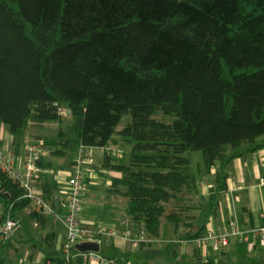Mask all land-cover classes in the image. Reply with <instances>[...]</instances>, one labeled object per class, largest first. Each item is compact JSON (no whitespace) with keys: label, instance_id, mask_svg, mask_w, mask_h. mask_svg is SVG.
<instances>
[{"label":"trees","instance_id":"1","mask_svg":"<svg viewBox=\"0 0 264 264\" xmlns=\"http://www.w3.org/2000/svg\"><path fill=\"white\" fill-rule=\"evenodd\" d=\"M156 111L177 119L162 122ZM128 114L130 164L106 152L103 166L128 175V187L115 192L129 199L131 221L150 239L172 223L173 245L204 236L207 224L185 218L182 206L199 195L192 152L202 151L208 173L216 168L213 199L243 155L236 151L264 148L254 146L264 138V0H0V121L14 134L30 122H58L62 149L69 132L78 148L107 149ZM40 186L55 206L52 180ZM0 203L1 220H20L26 208L47 230L46 259L62 261L57 232L45 226L53 216L1 172ZM13 240L0 243V264L10 262Z\"/></svg>","mask_w":264,"mask_h":264},{"label":"crops","instance_id":"2","mask_svg":"<svg viewBox=\"0 0 264 264\" xmlns=\"http://www.w3.org/2000/svg\"><path fill=\"white\" fill-rule=\"evenodd\" d=\"M67 111V110H65ZM68 128L72 126L71 115H68L66 121ZM59 123L48 122L37 124L30 122L27 127L14 134L8 126L0 121V151L12 156L14 165L18 168L23 166L25 158V147L29 142L44 140L49 144H59L58 136ZM125 128L121 131V140L130 145L129 157L126 158L128 150H124L120 145L119 136L110 143L107 149L92 148L93 159L89 173L86 177L88 192L84 198V210L82 222L94 229L108 228H144L141 224L131 221L128 214L129 199L123 195L117 194L116 190H124L128 187V175L121 170L108 169L103 166L106 152H110L115 158H123L125 162L121 164H130V153L132 144L122 137L125 134ZM117 133V132H116ZM68 137L72 139L70 148H63L59 144L61 152H51L42 156L41 173L35 179L37 187L40 186L44 177L52 180L53 189L56 191V198L60 197V204L66 198L67 184L72 174L73 163L77 156L78 145L75 144L74 135L69 132ZM264 143L261 138L257 143ZM252 145H246L236 151L242 156H236L229 164V178L227 188L218 196L212 199V188L216 184L213 175L201 165L199 158L198 165L202 166L194 171L198 176L199 195L190 199L195 205V215L200 225L207 224L211 226L224 225L230 218L235 217L239 222L247 227L264 225V148L249 153ZM119 152L118 155H114ZM114 153V154H113ZM194 162V160H193ZM45 194V193H44ZM213 202V205L211 204ZM184 217L189 218L188 203L183 200ZM56 206V200H55ZM52 214L53 220L45 222L48 230L54 228L57 232L56 247L61 250L66 242L67 230L64 224L65 210L62 208ZM61 212V213H60ZM4 207L0 203V220L4 216ZM26 208L19 213L21 219L18 236L13 240V245L8 248L7 255L11 260L8 264H17L24 261L30 263L42 264L46 259L41 250V236L47 233V230L39 226L38 223L30 221ZM194 216V217H195ZM192 219H194L192 217ZM162 235L159 239H150L140 248H134L130 243L124 240L107 241L104 257L114 259L120 264L122 258L125 264H201L203 262H213L214 264H264V247L258 242L239 243L232 242L229 247L222 248L219 252L211 248L199 251L192 245H173L166 241L176 236L174 225L165 223ZM186 227L182 225L179 234H185ZM178 235V233H177ZM166 239V240H164ZM101 250V242H100ZM134 259V261H132ZM75 264H100L76 262Z\"/></svg>","mask_w":264,"mask_h":264},{"label":"built area","instance_id":"3","mask_svg":"<svg viewBox=\"0 0 264 264\" xmlns=\"http://www.w3.org/2000/svg\"><path fill=\"white\" fill-rule=\"evenodd\" d=\"M57 149V146L44 140L29 142L25 147L23 166L20 168L14 165L12 156L0 151V172L7 174L13 181L18 183L26 191V196L32 199L37 210L48 215L56 213V206L46 200L44 190L36 186L35 179L41 173L40 161L42 156ZM118 154L119 152H115L114 155ZM92 159V148L80 145L73 163L72 174L67 184V195L61 202V206L65 210L64 224L67 230L66 242L61 248L63 259L61 262L47 260L42 264H75L76 262L118 264L116 260L104 257L99 252H82L76 248V245L86 241H97L100 243L103 237L108 241L124 240L134 248H139L142 244L150 241L144 228L94 229L82 222L84 198L88 192L86 177L89 173ZM20 226L18 219L11 216V214L5 215L0 220V243L13 240L18 234ZM170 241L168 240L167 243ZM253 241L264 247V225L247 227L241 224L238 219L232 217L224 225L209 227L204 236L179 238L172 242L180 245L192 244L199 249L211 248L219 252L223 247H229L232 242L251 243ZM20 264L35 263L24 261Z\"/></svg>","mask_w":264,"mask_h":264},{"label":"rangeland","instance_id":"4","mask_svg":"<svg viewBox=\"0 0 264 264\" xmlns=\"http://www.w3.org/2000/svg\"><path fill=\"white\" fill-rule=\"evenodd\" d=\"M153 117L155 119H157V120H160V121L165 122V123H170V124H173L175 122V120L177 119V115L176 114L167 115V114L163 113L162 111H156L154 113ZM131 120H132V116L130 114L125 115L124 118H123V120L121 121L120 125L118 126L117 133H116L117 136H119L118 138L120 140V142H119L120 145L123 146L124 150H128L127 155H126V158L129 157V150L131 148H130V145L127 142L121 140L120 135H121V131H123L124 128H125V124L128 123V122H130ZM66 128H68V125L67 124H66ZM191 156H192V158L194 160V164L196 165L195 166V169L196 168H200L202 170V166L205 167L202 151H194V152H192ZM126 158L123 159V158H119L118 157L116 160L118 162L122 163V162H125ZM199 158L201 160V165L202 166L201 165H198ZM182 204H185V203H182ZM187 205L189 207V212H188L189 217L192 219V217L194 215H197L198 212L196 211V208H194L195 205L189 204V203ZM164 227H165V225H164ZM16 237L14 238V240L16 239ZM175 237H179V236H175ZM175 237L173 236L171 239H173ZM164 240H166V239H164ZM106 244H107L106 238L103 237L101 239V250L99 252L100 255H102V254L105 253V250L104 249H105ZM132 261H134V259H132ZM20 263H22V262H20ZM20 263H17V264H20ZM136 263L134 262V264H136ZM120 264H125V259L122 258V261H120Z\"/></svg>","mask_w":264,"mask_h":264},{"label":"water","instance_id":"5","mask_svg":"<svg viewBox=\"0 0 264 264\" xmlns=\"http://www.w3.org/2000/svg\"><path fill=\"white\" fill-rule=\"evenodd\" d=\"M69 115H71L70 111H69ZM56 208L58 212L61 210L60 197L56 198ZM76 248L82 252H88V251L100 252V243L97 241L81 242L76 245Z\"/></svg>","mask_w":264,"mask_h":264}]
</instances>
